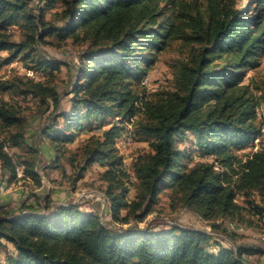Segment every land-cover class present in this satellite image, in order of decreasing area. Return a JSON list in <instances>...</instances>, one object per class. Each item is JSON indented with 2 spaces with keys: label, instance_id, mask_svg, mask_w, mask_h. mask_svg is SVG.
<instances>
[{
  "label": "trees",
  "instance_id": "16d2710c",
  "mask_svg": "<svg viewBox=\"0 0 264 264\" xmlns=\"http://www.w3.org/2000/svg\"><path fill=\"white\" fill-rule=\"evenodd\" d=\"M38 1L35 12L30 0H0V52H8L0 54V65L21 58L29 69L49 77L28 73L0 79V90L31 95L48 107L52 103V123L42 135L51 139L57 161L70 151L68 144L77 139L84 120L91 129L99 123L101 132L79 147L83 162L73 164L75 152L69 156L74 180L99 164L108 212L117 222L136 224L109 226L98 211L77 203L42 212L25 200L18 208L0 202V264H262L251 257L264 254V248L239 242L246 234L218 219L243 225L246 211L264 214V140L257 122L262 96L244 82L246 69L259 67L264 56V0H249L245 6L207 0L203 15L198 9L187 17L186 0ZM58 5L60 10L47 18V11ZM171 8L177 9L174 18ZM13 25L19 26V39L10 31ZM49 37L81 46L68 109L61 108L62 93L51 80L62 63L38 51V44L54 42ZM173 37L193 47L178 65L174 87L138 91L157 53ZM134 117L133 130L126 124ZM22 121L16 105L0 97V128L19 127L0 140L1 173L8 176L0 184L6 187L20 180L19 163L6 144L23 145ZM125 131L132 140L144 136L150 146L126 166L116 146ZM259 137L256 150L245 157L238 153ZM195 151L201 158L189 165ZM22 164L25 178L41 184L35 160ZM132 184L136 195L130 199ZM163 192L172 206L188 207L212 226H224L234 245L215 242L214 249V235L179 224L139 227ZM255 193L263 204L255 201Z\"/></svg>",
  "mask_w": 264,
  "mask_h": 264
},
{
  "label": "rangeland",
  "instance_id": "374dc122",
  "mask_svg": "<svg viewBox=\"0 0 264 264\" xmlns=\"http://www.w3.org/2000/svg\"><path fill=\"white\" fill-rule=\"evenodd\" d=\"M248 1L233 0V3L234 6H245ZM186 2L190 3V5H186L183 16L187 17V14L190 15L191 13L197 14L198 9L202 15L204 14L207 0H186ZM30 6L33 7L35 12H38L39 1L30 0ZM60 8L58 5L55 9H49L46 13L47 18H53V13L60 10ZM171 15L173 18L177 16L176 8H171ZM175 20L179 21V18ZM182 27H184L183 23ZM19 30L18 25H13L10 29L15 39H19L20 37ZM49 38L54 42L50 44H38V51L43 56L56 58V60L62 63L60 69L54 73L51 80L58 85V89L62 93L61 108L68 109L71 105L70 98L73 95L70 92L71 82L74 79L76 67L79 65V51L81 46L72 43L70 40L59 44L57 39ZM188 42L180 37L171 38L169 44L157 53V60L154 66L148 70L146 77L143 79L145 85L140 84L137 90L141 92L145 89L147 92H152L159 89L173 88L179 63L181 60L188 58L193 50L192 45ZM7 53L6 50L0 52L2 56L7 55ZM28 73L42 80H46L49 77V73L47 72L29 69L27 63L21 58L9 64L0 65V79H12L16 76L25 77ZM245 73L244 82L250 83L256 95L262 96L260 98L262 99L261 103L257 107V122L262 128L261 137L264 140V56L261 59L259 67L254 69L248 68ZM0 97L15 104L17 109H19V115L23 120L21 127L25 131V142L23 145L15 146L11 141H7L6 150L14 156L16 163L22 164V161L25 159L35 160L36 169L41 176V184H37L31 177L25 178V174L24 178H20L19 181H13L8 187H1L0 191L2 193L0 192V194L4 197V199H1L0 196L1 203L5 202L10 208H18L22 201L25 200L28 202L27 204H33L35 205L34 207H39L40 210H43L42 212H49L51 208L59 204L77 203L84 209L98 211L103 222L109 226L125 228L136 224L135 221L125 224L117 222L112 218L111 212H108L107 205L109 200L105 193V184L100 178L101 166L99 164L92 166L83 178L74 180L76 173L73 164L83 162L81 153H79V147L82 146L84 141L93 132H101L99 123L95 124L96 127L91 129L88 120H84V127L79 130L77 139L68 144L70 151L57 161L55 158L56 151L51 147V139L49 137L45 138L42 135L44 126L52 123V119L49 117L51 110H53L52 103L48 107V105L41 104L38 98H34L31 95L26 96L25 94L13 93L12 91L4 92L0 90ZM44 108L48 109L43 111ZM135 119L137 117H134L132 121L126 124L133 128V130L135 129L133 126ZM110 120L114 121L116 118L111 116ZM18 128L17 126H13L9 131H17ZM9 131H4L0 128V140L8 138ZM127 136L130 135L125 131L116 139V146L119 148V154L124 157L125 166L135 159L139 153L150 149L149 142L144 136L135 135L134 140L130 143L127 141ZM131 136L133 137L132 133ZM259 141L260 137L255 139L252 144L239 149L238 153L245 157L247 153L257 149L260 145ZM184 144L188 146L190 145V141L187 140ZM74 152L77 154V158L75 163L72 164L69 156ZM200 158V153L195 151L192 159L188 161L189 165H192ZM206 158L212 159V157ZM1 178L2 180L8 181V176L5 177L0 171ZM135 195L136 187L132 184L129 198L132 199ZM238 198L247 206V202L243 197L239 196ZM253 198L257 203L263 204L257 193H255ZM47 204L50 206L45 207ZM220 219L218 220L220 221ZM246 219L243 225L239 224L241 227H244L245 231L243 233L246 234L243 238L239 239V242H250L264 248V214L257 215L253 212L246 211ZM177 224L202 229L214 235L212 238V242L214 243L212 248L214 249H217L215 242H221L223 245H234L229 231L224 226L217 228L212 226L211 223L188 207L172 206L169 204V197L165 192L161 194L159 203H157L154 211L144 221L140 222L138 226L146 227L150 225L159 228ZM4 242L7 243L9 250H15L13 244L6 240ZM2 257H5V251L2 252ZM251 258L254 261L264 264V254L253 255Z\"/></svg>",
  "mask_w": 264,
  "mask_h": 264
},
{
  "label": "built area",
  "instance_id": "2783aa9c",
  "mask_svg": "<svg viewBox=\"0 0 264 264\" xmlns=\"http://www.w3.org/2000/svg\"><path fill=\"white\" fill-rule=\"evenodd\" d=\"M130 136H127V141L130 143L132 142V136L131 134H129ZM17 177L18 178H24L25 177V169H24V165L23 164H17ZM1 187H4V185L0 184V189ZM222 219V220H221ZM220 221H223L225 223V225H227L229 228L238 231V232H244V227H241L239 224L235 223L233 221H230L228 219H224L221 218Z\"/></svg>",
  "mask_w": 264,
  "mask_h": 264
},
{
  "label": "crops",
  "instance_id": "0c3cea01",
  "mask_svg": "<svg viewBox=\"0 0 264 264\" xmlns=\"http://www.w3.org/2000/svg\"><path fill=\"white\" fill-rule=\"evenodd\" d=\"M0 171H1V169H0ZM0 196H1V199H4V197L2 196V194H0Z\"/></svg>",
  "mask_w": 264,
  "mask_h": 264
}]
</instances>
